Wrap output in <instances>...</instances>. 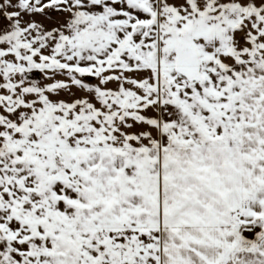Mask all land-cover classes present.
<instances>
[{
	"label": "snow or ice",
	"instance_id": "snow-or-ice-1",
	"mask_svg": "<svg viewBox=\"0 0 264 264\" xmlns=\"http://www.w3.org/2000/svg\"><path fill=\"white\" fill-rule=\"evenodd\" d=\"M0 264H264V0H0Z\"/></svg>",
	"mask_w": 264,
	"mask_h": 264
}]
</instances>
